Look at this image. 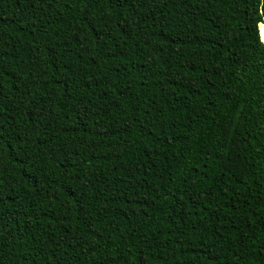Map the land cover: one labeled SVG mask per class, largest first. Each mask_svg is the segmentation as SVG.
I'll use <instances>...</instances> for the list:
<instances>
[{
	"label": "trees",
	"instance_id": "trees-1",
	"mask_svg": "<svg viewBox=\"0 0 264 264\" xmlns=\"http://www.w3.org/2000/svg\"><path fill=\"white\" fill-rule=\"evenodd\" d=\"M264 0H0V264H264Z\"/></svg>",
	"mask_w": 264,
	"mask_h": 264
},
{
	"label": "water",
	"instance_id": "water-1",
	"mask_svg": "<svg viewBox=\"0 0 264 264\" xmlns=\"http://www.w3.org/2000/svg\"><path fill=\"white\" fill-rule=\"evenodd\" d=\"M257 30H258L259 39L261 43L264 44V21L257 23Z\"/></svg>",
	"mask_w": 264,
	"mask_h": 264
}]
</instances>
